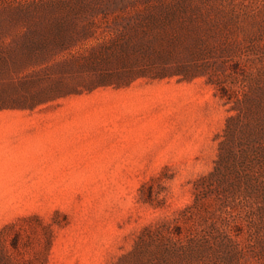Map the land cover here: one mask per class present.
Here are the masks:
<instances>
[{"label": "rangeland", "instance_id": "rangeland-1", "mask_svg": "<svg viewBox=\"0 0 264 264\" xmlns=\"http://www.w3.org/2000/svg\"><path fill=\"white\" fill-rule=\"evenodd\" d=\"M243 92L264 0H0V264H116L162 226L264 264L262 203L196 204Z\"/></svg>", "mask_w": 264, "mask_h": 264}, {"label": "trees", "instance_id": "trees-1", "mask_svg": "<svg viewBox=\"0 0 264 264\" xmlns=\"http://www.w3.org/2000/svg\"><path fill=\"white\" fill-rule=\"evenodd\" d=\"M102 85L106 84L98 83L96 88ZM228 104H234L229 111L235 114L227 120L214 170L197 182L196 204L216 197L222 210L231 215L239 202L253 211L262 203L258 210L263 212L264 104L248 92L236 99L230 97ZM196 208L187 211V221L197 216ZM182 229L147 228L134 250L116 264H203L207 259H217L227 243L235 244L233 237L223 241L214 229L192 230L189 235H184Z\"/></svg>", "mask_w": 264, "mask_h": 264}]
</instances>
